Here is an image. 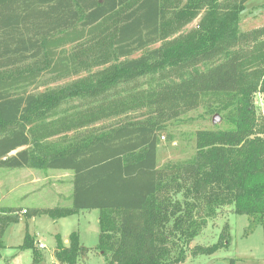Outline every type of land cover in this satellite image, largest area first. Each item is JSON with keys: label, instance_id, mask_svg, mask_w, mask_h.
<instances>
[{"label": "trees", "instance_id": "obj_1", "mask_svg": "<svg viewBox=\"0 0 264 264\" xmlns=\"http://www.w3.org/2000/svg\"><path fill=\"white\" fill-rule=\"evenodd\" d=\"M249 1L0 0V167L73 173L70 207H0V260L5 232L22 216L57 221L98 210L107 264H181L225 207L264 225V112L256 105L264 27L242 31ZM107 64L85 83L23 91L48 75ZM146 77L156 85L142 86ZM205 95L216 97L228 127L199 130L190 160L159 168L163 122ZM73 101L81 105L67 106ZM136 111L138 120H118ZM110 119L118 122L109 130L87 131ZM230 241L226 224L216 244L194 252L210 255ZM18 251L46 264L29 231ZM88 252L79 232L68 245L56 236L55 264H79Z\"/></svg>", "mask_w": 264, "mask_h": 264}, {"label": "rangeland", "instance_id": "obj_2", "mask_svg": "<svg viewBox=\"0 0 264 264\" xmlns=\"http://www.w3.org/2000/svg\"><path fill=\"white\" fill-rule=\"evenodd\" d=\"M195 21L189 27L197 24ZM264 27V0H250L248 8L242 16L241 29L244 32ZM156 45L154 47H157ZM140 53L131 58L138 57ZM110 64L98 65L79 69L66 76H45L40 83L23 89L27 94L44 93L52 89H60L73 83H85L89 74L102 72ZM207 67L206 65L201 68ZM179 82L181 79L173 78ZM142 86H155L150 77L142 78ZM74 102V101H73ZM71 104V105H70ZM67 106L75 107L81 103L74 102ZM256 105L259 111L264 112V98L258 96ZM66 106V108H67ZM219 102L213 95L201 96L199 104L175 120H165L161 131V142L158 150L159 168L169 163H178L190 160L195 155V139L199 130L225 129L228 127L226 113H218ZM74 113V111H73ZM129 117H120L118 120H138L140 112H131ZM215 116L219 121L213 124ZM117 119L104 120L94 127L88 128L90 134H100L109 130L110 125L118 122ZM84 129L68 134L72 138L83 132ZM81 134V133H80ZM165 138H164V137ZM169 136V137H168ZM57 138H51L54 142ZM53 144V143H52ZM55 147V144L52 147ZM72 176L69 171L44 170L40 168H4L0 167V207L20 209H50L55 207H70L72 203ZM24 214V211H23ZM253 218L238 215L233 207H225L219 211L216 219L209 220L203 232L192 242L187 249V258L181 264H264V225L255 224ZM228 224L231 241L227 248H222L213 254H198L197 247H209L217 243L224 226ZM29 231L35 237L36 243L46 246L45 263L55 264L54 249L56 234L61 235L63 242L69 241L73 232H79L81 242L89 252L79 264H107L106 258L97 249L100 226L99 211H82L76 215L54 221L47 216L26 218L22 216L20 222L11 224L3 237L6 249L2 251L0 264H15L14 255H22L19 264H32L31 251L19 252L18 247L23 244L25 234Z\"/></svg>", "mask_w": 264, "mask_h": 264}, {"label": "crops", "instance_id": "obj_3", "mask_svg": "<svg viewBox=\"0 0 264 264\" xmlns=\"http://www.w3.org/2000/svg\"><path fill=\"white\" fill-rule=\"evenodd\" d=\"M70 172V171H69ZM71 176H72V183H73V173L71 172ZM72 194H73V184H72ZM71 205H72V203H71ZM23 209H25V208H23ZM60 220V219H59ZM57 235H59V234H56V236ZM61 236V235H60ZM62 238V237H61ZM81 238V237H80ZM66 245H68V243H69V241L68 240H66L65 242H64ZM39 244H40V242H39ZM21 258H22V255H20V254H17V255H14L13 257H12V260L13 261H15V264H19L20 262H21ZM8 261V260H7ZM8 264H10V260L8 261Z\"/></svg>", "mask_w": 264, "mask_h": 264}, {"label": "water", "instance_id": "obj_4", "mask_svg": "<svg viewBox=\"0 0 264 264\" xmlns=\"http://www.w3.org/2000/svg\"><path fill=\"white\" fill-rule=\"evenodd\" d=\"M218 121H219V117L215 116L213 119V124H216ZM12 154H14V153H12Z\"/></svg>", "mask_w": 264, "mask_h": 264}, {"label": "built area", "instance_id": "obj_5", "mask_svg": "<svg viewBox=\"0 0 264 264\" xmlns=\"http://www.w3.org/2000/svg\"><path fill=\"white\" fill-rule=\"evenodd\" d=\"M262 97V96H261ZM264 98V97H263ZM26 211H24V213H25ZM39 247L41 248V249H46V246L45 245H43V244H39Z\"/></svg>", "mask_w": 264, "mask_h": 264}]
</instances>
